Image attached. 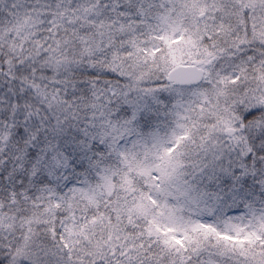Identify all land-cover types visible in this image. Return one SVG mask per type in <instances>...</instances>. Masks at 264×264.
Wrapping results in <instances>:
<instances>
[{
	"label": "snow or ice",
	"instance_id": "snow-or-ice-1",
	"mask_svg": "<svg viewBox=\"0 0 264 264\" xmlns=\"http://www.w3.org/2000/svg\"><path fill=\"white\" fill-rule=\"evenodd\" d=\"M0 264H264V0H0Z\"/></svg>",
	"mask_w": 264,
	"mask_h": 264
}]
</instances>
